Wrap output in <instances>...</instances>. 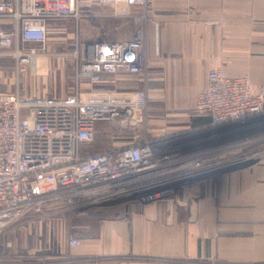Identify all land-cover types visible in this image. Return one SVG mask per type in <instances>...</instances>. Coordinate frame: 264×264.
I'll list each match as a JSON object with an SVG mask.
<instances>
[{
	"label": "crops",
	"instance_id": "crops-1",
	"mask_svg": "<svg viewBox=\"0 0 264 264\" xmlns=\"http://www.w3.org/2000/svg\"><path fill=\"white\" fill-rule=\"evenodd\" d=\"M122 7L118 11L114 4L91 3L86 10L91 12L90 20L99 19L101 13L118 17L127 28L125 39L143 27L148 59L144 80L120 72L102 83L82 80L78 88L132 92L151 82L164 109L162 133L181 126L175 122H185L214 135L206 143L193 139L176 145L188 156L185 160L202 152L223 163L218 152L221 127L196 109L197 94L214 67L231 76L248 73L252 84L264 90V0H147L145 7ZM64 20L48 23L46 44L37 58L47 74L37 79L26 74L28 94L66 95L77 89L75 76L67 85L68 68L54 62L72 55L71 66L77 70L80 64L78 55L69 52L76 47L61 40ZM17 25L13 18H0L4 28ZM6 59L15 65L13 56H0V61ZM14 82V74L0 69V91H12ZM162 137L166 147L176 141ZM195 147L201 152L186 153ZM189 181V187H177L161 201L93 206L71 220L63 202H47L42 213L0 228L10 226L6 251H1L0 237V259L7 264H264V155L248 165L215 167L199 181ZM69 233L81 244L69 245Z\"/></svg>",
	"mask_w": 264,
	"mask_h": 264
},
{
	"label": "built area",
	"instance_id": "built-area-1",
	"mask_svg": "<svg viewBox=\"0 0 264 264\" xmlns=\"http://www.w3.org/2000/svg\"><path fill=\"white\" fill-rule=\"evenodd\" d=\"M146 2L0 0V18L18 23L13 29L0 26V56L15 58L14 88L0 91V228L42 213L51 201L63 202L70 220L74 215H86L93 206L161 201L177 187H189L190 179L199 181L219 163L203 155L199 147L186 151L201 153L185 160L188 156L180 149L161 148L159 139L141 140L136 131L126 143L85 153L100 121L131 129L147 105L148 96L142 89L83 92L78 88L82 80L102 83L120 72L143 79L148 59L141 26L127 39L85 43L75 74V92L31 95L26 91L25 76L36 73L51 20H79L85 13L90 15L86 7L91 3L145 6ZM136 19L139 21L138 16ZM196 109L209 115L211 124L220 129L245 124L264 117V90L253 86L247 76H229L214 67L197 94ZM67 242L78 246L81 239L69 233Z\"/></svg>",
	"mask_w": 264,
	"mask_h": 264
},
{
	"label": "rangeland",
	"instance_id": "rangeland-1",
	"mask_svg": "<svg viewBox=\"0 0 264 264\" xmlns=\"http://www.w3.org/2000/svg\"><path fill=\"white\" fill-rule=\"evenodd\" d=\"M122 6V4H115V7L118 11L123 9ZM101 15H99V19L96 18L97 20H90V16L85 13V15L79 20L70 18L68 20L63 21L64 27H66V29L63 31V33L60 34L62 35L61 40L62 42L68 44L70 48H73L74 46L76 47L75 50H71L69 52L74 54L75 57H77L78 55L80 61L81 50L85 43L99 39L120 40L125 39L127 37L125 33L127 31H124L125 26L119 20L118 17H105L106 14L104 13ZM92 21L95 22L92 23ZM51 35L55 36L56 34L52 33ZM71 56L69 57L68 55V58L66 60L59 59L60 62H58V60L54 61L56 64L60 63L61 66L62 64H64V66L68 68L67 74H64L66 75V78L64 79L67 81V85L69 86L73 84L71 81V76H75L76 74L74 66H71ZM14 66L15 65H11L9 61L7 62V59L0 61V69L4 70L6 74H15L13 70V68L15 69ZM46 69L47 68L45 67L44 63H39L36 67V73L30 75V77H32L33 79H37L43 74L46 75ZM220 71L222 70L220 69ZM238 76H247L249 80L251 79L248 73H244L243 75ZM151 86V82H144L137 86L138 89L145 90L148 96L147 105L145 108H143V111L139 116L137 124L134 127L132 126L131 129L121 130L120 128L116 127L117 125L114 121H100L97 124L95 138L92 143L94 146L91 145V147L86 148L85 153H92L97 150L111 148L115 145L126 143L131 140V136L134 135L135 131L140 134L139 138L141 140L156 141L159 139L162 141V136L165 135L168 137V139H176V141H171L168 147H166V145H159L161 148L164 149L175 148L176 145H180V143H185L193 139L196 142L204 141L206 143V141L214 137V135L210 132L205 134L202 131L194 128V126L188 127V124H186L185 122L184 124L175 122V126H181L175 127L174 132L164 131L162 133V131H160V128L163 124L160 122V119L162 117V112L164 111V109L161 108L162 103L158 102V91L155 90L154 87V89H151ZM138 89H136L135 91H137ZM221 134L222 141L221 143L218 142V146H221L218 152L221 151L223 155V163L214 165V167L216 168L220 166L223 169H229L232 167L235 168L243 165H248L249 163H252L253 160H256L260 156L264 155V117L256 120H251L245 124L232 123L226 125L221 129ZM204 148L206 150L211 149V147L207 146ZM213 162L216 163V161L214 160ZM30 217L32 216H29V218ZM0 237L3 240L1 251H6L7 239L10 237L9 225L7 228L0 229ZM4 260L5 259H0V264H7V261L5 262Z\"/></svg>",
	"mask_w": 264,
	"mask_h": 264
}]
</instances>
